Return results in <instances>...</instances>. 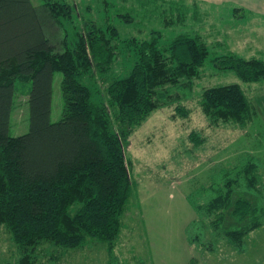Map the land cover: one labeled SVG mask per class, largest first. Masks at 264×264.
Segmentation results:
<instances>
[{"label": "trees", "instance_id": "1", "mask_svg": "<svg viewBox=\"0 0 264 264\" xmlns=\"http://www.w3.org/2000/svg\"><path fill=\"white\" fill-rule=\"evenodd\" d=\"M135 1L137 6L115 11L114 2L100 1L109 10L100 18L80 13L75 0H37L38 4L0 0V226L7 228L17 246L16 264H37L42 257L59 261L62 252L48 256L52 246L76 249L89 238L107 242L110 260L117 262L116 240L133 193L131 161L126 156L131 134L158 108L175 105L174 116L181 118H189L192 111L184 100L196 108L193 91L209 55L210 33L206 37L181 33L164 45L159 30H152L148 38L121 40L110 19L122 16L130 22L134 13L150 11L158 12L168 26L184 24L190 15L201 17L198 3ZM79 19L84 21L82 27L70 41V27ZM130 53L137 60L120 77L114 65ZM212 63L220 70L234 71L247 83L264 80L261 57L245 58L228 51L214 56ZM57 72L63 74V112L52 121ZM97 73L102 75L107 102H95L93 91L81 81ZM29 82V130L14 136L11 118L18 106V84ZM195 98L209 127L232 123L246 131L254 119L250 94L238 83L206 87ZM204 132L193 129L186 137L198 147L207 141ZM240 186L264 199V180L252 156L240 155L212 188L215 194L192 205L202 226L208 223L243 251L246 236L264 224V204L236 197ZM228 213L242 224L221 233ZM192 226L193 222L190 231Z\"/></svg>", "mask_w": 264, "mask_h": 264}, {"label": "rangeland", "instance_id": "2", "mask_svg": "<svg viewBox=\"0 0 264 264\" xmlns=\"http://www.w3.org/2000/svg\"><path fill=\"white\" fill-rule=\"evenodd\" d=\"M74 1V0H73ZM103 0H75L80 13L102 17L109 10L99 5ZM112 11L123 6H137L135 0H109ZM196 1L201 17L189 19L184 24L166 25L158 12L134 13L130 22L122 16L110 19L120 30L121 40L148 38L152 30L162 32L161 44H167L181 33H201L207 36L209 55L196 80L193 91L194 104L189 118L175 117V105L154 110L129 138L126 156L131 161L130 175L133 193L122 218V229L116 240L119 260L113 263L107 251V242L89 238L76 249L52 246L48 256L62 252L59 261L40 258L37 264H263L264 224L250 232L244 241V250L238 251L225 236L202 226L192 203H204L214 194V188L225 176L240 155H249L259 164L264 180V80L259 83L242 81L234 71H223L212 63V58L228 51L242 57L264 58V0H188ZM35 4L37 0H33ZM243 8L235 10V8ZM110 12L113 15L114 12ZM152 16L150 17V15ZM85 20V19H84ZM102 22L103 19H96ZM83 19L71 25L69 40L82 27ZM61 39V33L58 36ZM137 56L120 57V77L133 67ZM101 74L85 77L81 81L93 91L92 99L108 101ZM57 72L53 82L51 120L57 121L63 112L61 81ZM240 84L249 94L254 108V119L246 131L232 123H222L219 128L209 127L208 121L197 105L198 97L206 87L221 84ZM32 83L18 84L17 108L11 118V133L18 136L29 130L28 92ZM114 122L115 119L112 118ZM193 129H204L208 136L205 144L194 147L186 135ZM243 160H247L242 156ZM214 183V184H213ZM213 186V187H212ZM190 195V196H189ZM189 196V197H188ZM236 197L249 199L254 205L264 204L258 194L244 186L236 188ZM193 222L191 231L188 226ZM227 214L221 233L241 225ZM198 235L192 242L191 236ZM17 246L11 234L0 226V264H16Z\"/></svg>", "mask_w": 264, "mask_h": 264}]
</instances>
